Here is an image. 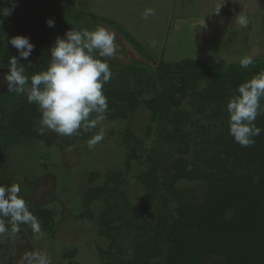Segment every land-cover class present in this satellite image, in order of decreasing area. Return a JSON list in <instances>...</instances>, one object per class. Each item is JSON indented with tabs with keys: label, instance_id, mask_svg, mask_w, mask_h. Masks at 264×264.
I'll return each instance as SVG.
<instances>
[{
	"label": "rangeland",
	"instance_id": "obj_1",
	"mask_svg": "<svg viewBox=\"0 0 264 264\" xmlns=\"http://www.w3.org/2000/svg\"><path fill=\"white\" fill-rule=\"evenodd\" d=\"M41 1L43 4H36L33 9L27 6L35 13L14 17L16 23L9 16H4L3 10L14 11L19 9V5L26 7ZM74 1L0 0V31L4 32L5 37H9L15 28L26 31L33 19L41 15H45L43 19L46 23L50 18L54 20L55 26L49 30L57 31L60 37L71 28L83 31L100 26L98 20L90 17L77 19L79 8H75ZM111 26L129 44L136 40L139 47L136 42L132 46L141 51L147 63L138 64L133 56L127 54L120 35H116L119 39H115V56L102 58L112 72L111 80L104 85L103 91L130 95L125 104H108L105 118L96 129L72 137L52 131L40 135L36 130L40 110L37 105L35 109L29 106L26 94H18L22 102L26 101L23 105L6 102L0 110V117L3 115L6 121L12 111L28 117V122L24 121V124L28 123L27 130L34 133L33 137L25 138L10 148L0 149V184L20 185V195L37 216L41 229L37 236L30 225L20 224V231L12 235L11 225L7 224L5 218L9 232L0 235V264H19L26 251L37 250L47 252L51 264H133L137 247L142 244L150 251L149 259L154 264H167L165 258L170 245L164 235L156 238L151 228L159 213L166 206L174 205L177 198L174 193L164 189L162 183L173 181L179 162L183 161L188 169L202 166L204 137L190 132L198 127L194 125L196 120L207 122L210 128V116L221 105L207 103L200 106L198 102L194 103L195 93L211 80L199 78L197 81L192 78L185 87L187 96L183 102L173 105L170 112L162 113L160 117L165 116V119L158 118L150 107V101L157 98L169 84L164 81L167 78H162L158 62L160 59L168 63L177 61L165 60L153 50L146 49L142 41L133 37V31L126 30L118 23ZM226 26L233 30L228 46L237 52L245 51L246 46L254 43L249 36L255 38L257 34L260 38L264 37L262 31L250 33L229 23ZM28 38L35 45L28 58L30 63L27 65L30 66L24 68L25 75L30 78L33 74L32 64L42 59L48 60L51 46L33 37ZM229 47L226 49L231 50ZM257 50L259 53H256ZM262 53L264 47L259 46L249 56L256 58L264 55ZM238 58L233 57V61ZM184 59L194 60L190 57L180 60ZM210 64L214 63H207L208 66ZM164 68L168 69L169 66L165 65ZM7 71L6 67L0 69L1 94L10 93L2 79ZM199 107L203 111L199 112ZM177 111H182L189 118L183 128L190 130L188 136L191 139L174 146L165 136L173 127L171 121L166 120V115L175 117ZM224 112H227L226 106L222 105L218 110L219 116ZM189 122L191 124L188 125ZM100 129H103V140L95 148L89 149L87 140ZM152 181L162 188L156 192V197L148 198L147 185ZM176 184L181 199L188 203L199 202L205 195L203 182L183 178ZM168 201L169 204L164 205ZM103 218L112 222L111 234L100 233ZM204 264H222V261L214 257L212 261L205 260Z\"/></svg>",
	"mask_w": 264,
	"mask_h": 264
},
{
	"label": "trees",
	"instance_id": "obj_2",
	"mask_svg": "<svg viewBox=\"0 0 264 264\" xmlns=\"http://www.w3.org/2000/svg\"><path fill=\"white\" fill-rule=\"evenodd\" d=\"M36 4L41 6L43 3L42 1L32 3L26 7L19 5V9L9 10L10 14L4 16H9L8 18L16 23L14 17L35 13V10H28L27 6L33 9ZM92 15L81 14L79 11L76 17L79 20L95 17L100 21L114 24L108 19ZM1 17L2 15L0 19ZM41 17L33 19L26 31L15 28L9 37H5L4 32L0 31V69L9 67L10 56H16L18 63L23 64L24 68L30 66L27 65L30 63L28 60L19 58L17 50L9 43L13 36L33 37L47 46L55 42L59 36L58 32L49 30L51 27L43 19L46 18L45 15ZM253 60V65L243 69L239 62L214 63L208 66L207 63L195 59L169 63L160 59L158 70L162 78H167L164 81H168L169 84L157 98L150 101V107L158 118L165 119V116L160 117L161 114L170 112L173 105L183 102L187 96L186 85L192 78L197 81L200 80L199 78L211 80L208 85L195 93L194 103L198 102L200 106L207 103L226 106L230 97L236 94L238 85L264 70V55ZM47 62L46 59L34 62L32 73L46 70ZM165 65L169 68H164ZM103 92L110 106L125 104L130 95ZM18 94L17 92L0 93V110L6 102L23 105L26 101L22 102ZM261 104L264 105V99L261 100ZM29 106L32 109L36 108L34 103ZM221 107L214 109L211 114L213 116H210L208 123L211 124V129L207 126V122L200 123L196 120L194 125L198 127L190 132L200 138L204 137L202 140L204 146L201 150L202 166L188 169L183 161L179 162L176 165V176L173 181L169 184L162 183L165 185L163 188L174 193L177 198L174 205L166 206L159 213L151 228L156 238L164 235L170 245L165 258L167 264H204L205 260L212 261L214 257H219L222 264H264V114L256 119V125L262 129V132L254 138L255 143L249 147H241L229 135V114L224 112L219 116L218 110ZM198 110L203 111L200 107ZM166 116L168 117L166 120L173 124L165 135L172 145H182L187 139H191L188 136L190 130L183 128L189 118L183 115L182 111H177L175 117ZM6 119L1 115L0 149L10 148L25 138L33 137L34 133L27 130L28 123L24 124V121L28 122V117L12 111L7 121ZM183 178L205 184V195L199 202L188 203L181 199L176 182ZM156 183V181L148 183V198L156 197V192L162 188ZM168 204L169 201L164 203V205ZM99 227L101 234H111L113 226L110 220L103 218ZM149 256L150 251L142 244L137 247L133 264H154Z\"/></svg>",
	"mask_w": 264,
	"mask_h": 264
},
{
	"label": "clouds",
	"instance_id": "obj_3",
	"mask_svg": "<svg viewBox=\"0 0 264 264\" xmlns=\"http://www.w3.org/2000/svg\"><path fill=\"white\" fill-rule=\"evenodd\" d=\"M3 11L5 15L10 14L9 10ZM154 14V10L148 8L141 15L146 20ZM236 19L241 27L247 26L246 16L239 15ZM47 24L55 26L51 18ZM115 39V34L102 26L83 31L71 28L51 45L46 70L32 74L30 78L25 75L24 66L18 63L17 57L10 56L8 71L2 79L9 92L26 94L27 102L38 106L41 115L36 130L40 135L52 131L61 136H78L82 132H92L104 120L108 99L103 88L111 80L112 72L102 58L115 56ZM9 43L23 60H28L35 47L23 35L11 37ZM156 44L153 40L152 46ZM239 64L248 69L254 64L253 57L244 56ZM262 99L264 70L238 85L236 94L227 102L229 135L241 147L253 145L254 138L262 132L256 125L257 117L264 114ZM103 136V129L94 133L87 140L88 148H95ZM20 193L21 187L17 183L0 184V235L9 232L7 218L12 235L20 231V224H27L38 236L41 231L38 218ZM19 264H51V259L44 251H26Z\"/></svg>",
	"mask_w": 264,
	"mask_h": 264
},
{
	"label": "crops",
	"instance_id": "obj_4",
	"mask_svg": "<svg viewBox=\"0 0 264 264\" xmlns=\"http://www.w3.org/2000/svg\"><path fill=\"white\" fill-rule=\"evenodd\" d=\"M63 1L73 3V0ZM73 5L75 8L78 6L77 12L81 14H94L133 31V37L142 41L146 49L153 50L165 60L178 61L190 57L208 64L237 63L259 46L264 47V37L256 34L255 38L249 36L254 43H248L245 51H234L228 46L233 30L226 26L229 23L245 32L264 33V0H75ZM217 7L219 12L215 11ZM148 8L155 14L145 20L141 14ZM239 15L248 18L246 27L237 22ZM92 19L98 20L100 26L115 36L120 35L111 24L95 17ZM119 37L123 39L127 54L133 56L138 64L147 63L134 43L129 44L122 35ZM119 37L116 36L117 39ZM153 40L157 41L155 47L152 46ZM228 47L231 50L226 49ZM235 56L239 57L237 61H233Z\"/></svg>",
	"mask_w": 264,
	"mask_h": 264
}]
</instances>
